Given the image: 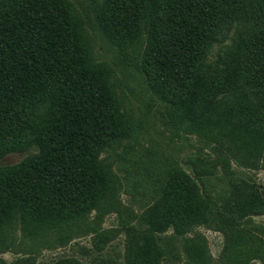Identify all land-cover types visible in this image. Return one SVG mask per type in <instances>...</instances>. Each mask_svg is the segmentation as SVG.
I'll return each instance as SVG.
<instances>
[{
    "label": "trees",
    "instance_id": "16d2710c",
    "mask_svg": "<svg viewBox=\"0 0 264 264\" xmlns=\"http://www.w3.org/2000/svg\"><path fill=\"white\" fill-rule=\"evenodd\" d=\"M9 1L0 0V159L31 146L37 152L0 166V216L19 210L33 218L35 230L53 228L63 208L80 199L92 204L101 195L106 183L96 156L103 135L118 136L120 125L114 119L107 131L103 126L93 65L72 66L76 16H65L59 0H21L30 4L28 13L34 3L46 6L25 31L36 36V55L27 56V44L17 38L27 21L2 15ZM90 2L96 23L121 48L146 38L144 69L162 104L205 137L249 148L264 143V0ZM41 106L46 114L36 116ZM190 165L192 175L170 169L161 201L152 207L162 229L189 226L209 210L205 197L221 178H212L208 162ZM228 179L233 199L223 209L233 224L259 205L261 191Z\"/></svg>",
    "mask_w": 264,
    "mask_h": 264
},
{
    "label": "rangeland",
    "instance_id": "374dc122",
    "mask_svg": "<svg viewBox=\"0 0 264 264\" xmlns=\"http://www.w3.org/2000/svg\"><path fill=\"white\" fill-rule=\"evenodd\" d=\"M59 1L65 16L77 18L72 66L78 69L82 60L93 65L103 126L107 131L116 119L119 135H103L96 161L106 185L93 205L82 199L73 202L70 209L63 208L62 220L53 228L35 230L33 218H23L19 210L0 216V264H264V143L249 148L193 129L151 89L142 58L146 38L121 48L96 23L90 0ZM27 7L29 3L10 0L1 11L27 21L17 38L27 44L26 55L35 56L36 36L25 31L31 30L34 12H45L46 6L34 3L29 13ZM217 51L214 46L211 55ZM34 112L42 116L46 109ZM36 152L31 146L9 153L0 166L17 165ZM193 161L203 166L208 162L212 178L223 180L205 197L209 210L203 219L162 229L152 207L161 201L170 169L179 167L192 175ZM237 177L261 196L256 208L227 224L223 208L233 199L227 179Z\"/></svg>",
    "mask_w": 264,
    "mask_h": 264
}]
</instances>
